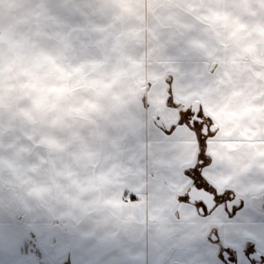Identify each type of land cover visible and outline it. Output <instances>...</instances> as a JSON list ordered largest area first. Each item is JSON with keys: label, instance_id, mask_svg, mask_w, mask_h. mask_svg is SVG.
Wrapping results in <instances>:
<instances>
[{"label": "crops", "instance_id": "obj_1", "mask_svg": "<svg viewBox=\"0 0 264 264\" xmlns=\"http://www.w3.org/2000/svg\"><path fill=\"white\" fill-rule=\"evenodd\" d=\"M201 159L264 204V0H0V264L202 241Z\"/></svg>", "mask_w": 264, "mask_h": 264}, {"label": "snow or ice", "instance_id": "obj_2", "mask_svg": "<svg viewBox=\"0 0 264 264\" xmlns=\"http://www.w3.org/2000/svg\"><path fill=\"white\" fill-rule=\"evenodd\" d=\"M191 113L181 114L179 123H187ZM193 122V130L195 124ZM175 129V125L169 131ZM203 133H200L202 135ZM207 138L202 141L206 145ZM205 152L200 156L204 157ZM207 164L203 159L198 166L184 170V178L190 181L196 192L206 193V198L196 199L191 191L182 192L177 202L195 211L203 221L215 219L213 230L195 244H170L167 249L154 247L151 252L140 254L139 241L130 242L128 251L107 252L94 260L87 253H80V264H261L264 262V204L250 203L238 198L232 189L218 190L205 174ZM242 204V207L240 205ZM239 208V210H237ZM14 257V246L9 248Z\"/></svg>", "mask_w": 264, "mask_h": 264}, {"label": "water", "instance_id": "obj_3", "mask_svg": "<svg viewBox=\"0 0 264 264\" xmlns=\"http://www.w3.org/2000/svg\"><path fill=\"white\" fill-rule=\"evenodd\" d=\"M144 91H145V89L142 88L141 92H144ZM190 109L193 112L192 120L191 121H193L194 119H197V120H201L202 119L201 117L198 116V113L200 111V102L198 100H195V101H193L191 103ZM217 128H218V125L217 124H210L209 125L210 131H216ZM188 191H191L193 197L196 198V199L206 198L207 197V194L206 193L196 192V190H195V188L193 186H191L188 189ZM238 198H240V197H238ZM15 204H16V208H17L18 212H21L20 204L17 201L15 202Z\"/></svg>", "mask_w": 264, "mask_h": 264}, {"label": "flooded vegetation", "instance_id": "obj_4", "mask_svg": "<svg viewBox=\"0 0 264 264\" xmlns=\"http://www.w3.org/2000/svg\"><path fill=\"white\" fill-rule=\"evenodd\" d=\"M191 113V119L189 120L188 118H187V120L189 121V123H191V124H193V122H197L198 121V123H202V122H204V123H208L209 122V119H208V114H201V111H199V113H198V116L199 117H201L202 119L201 120H197V119H194L193 121H191L192 120V115H193V112L191 111V109H190V107H189V109H188V113ZM211 123L209 122V125H210ZM0 188H5V186H3V184H1L0 185ZM190 188V187H189ZM188 188V189H189ZM188 191V190H187ZM239 197V196H238ZM252 199H253V203H256V201L258 200V199H260V197H258V196H254V197H252ZM262 199V198H261ZM262 201H264V198H263V200ZM261 201V202H262ZM242 205V204H241ZM240 205V206H241ZM26 242H28V238L26 237L25 238V243Z\"/></svg>", "mask_w": 264, "mask_h": 264}, {"label": "built area", "instance_id": "obj_5", "mask_svg": "<svg viewBox=\"0 0 264 264\" xmlns=\"http://www.w3.org/2000/svg\"><path fill=\"white\" fill-rule=\"evenodd\" d=\"M125 201L128 202L129 199H126ZM28 254H30L32 257H35L38 254V250L32 244H29Z\"/></svg>", "mask_w": 264, "mask_h": 264}, {"label": "trees", "instance_id": "obj_6", "mask_svg": "<svg viewBox=\"0 0 264 264\" xmlns=\"http://www.w3.org/2000/svg\"><path fill=\"white\" fill-rule=\"evenodd\" d=\"M19 216H22V215H20V214H18ZM29 244H31L30 242H26V245H25V248H26V251L28 250V246H29Z\"/></svg>", "mask_w": 264, "mask_h": 264}]
</instances>
